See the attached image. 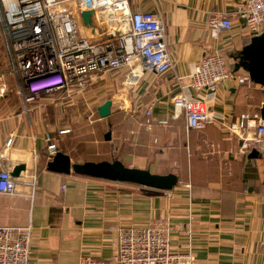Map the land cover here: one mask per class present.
<instances>
[{"label":"crops","instance_id":"crops-1","mask_svg":"<svg viewBox=\"0 0 264 264\" xmlns=\"http://www.w3.org/2000/svg\"><path fill=\"white\" fill-rule=\"evenodd\" d=\"M129 2L133 12L161 16L173 68L164 75L143 73L135 77L126 73L122 85L130 86L128 96L123 107L115 109L112 101L111 122L107 121L112 140L104 138L103 150L116 153L115 159L132 168L158 175L176 174L178 185L164 192L49 172L46 166L53 157L47 149L48 136L58 152L69 155L73 163L110 159H75L67 143L75 139L71 134L77 123L85 121L84 114H68L62 103L50 111L49 103L39 106V99L34 104L33 100L25 103L17 79L10 73L0 32V166L12 171L26 165L18 194H0V226H32L29 264H80L87 257L108 261L117 250L115 232L119 227L146 226L155 218L170 221L172 250L189 254L195 264H264V146L244 152L243 140L215 121L202 131L190 130L184 115H176L171 102L181 92L178 78L189 84L188 76L205 56L221 51L229 68L235 70L238 60L234 57L256 37L236 16L242 0ZM73 13L82 22L85 37L93 42L105 38L106 29L95 19L88 28L83 12L73 8ZM214 14L233 22L232 31L217 39L211 38L208 30ZM109 73L114 72L104 73L100 79ZM235 73L237 77L249 76L243 69ZM189 93L196 96L192 89ZM206 104L210 113L225 116L226 125L243 114H249L256 125L261 121L264 87L252 81L239 85L230 80L207 98ZM147 110L151 111L149 116ZM100 119L97 121H104ZM103 125L101 122L102 129ZM62 130L70 132L61 135ZM91 133L94 131L84 135L89 139ZM9 140L13 141L10 146ZM253 150L258 154L250 158ZM30 183L35 186L30 187Z\"/></svg>","mask_w":264,"mask_h":264},{"label":"built area","instance_id":"built-area-1","mask_svg":"<svg viewBox=\"0 0 264 264\" xmlns=\"http://www.w3.org/2000/svg\"><path fill=\"white\" fill-rule=\"evenodd\" d=\"M81 13L93 11L106 29L104 39L93 42L82 33ZM236 16L245 23L250 35L264 32V0H242ZM233 22L214 14L208 22L210 37L231 32ZM0 32L9 56L10 73L17 79L25 103L67 91L71 86L86 88L95 74L130 70L137 77L148 73L164 75L173 68L166 44V26L161 16L132 11L129 0H0ZM189 84L178 78L181 92L172 97L176 115L183 114L190 130L202 131L212 121L243 140V151L264 146V123L253 125L249 114L226 125L225 116L209 112L207 98L215 95L227 81L250 83L249 76L237 77L221 51L205 56L188 76ZM189 89L196 92L193 97ZM151 114L150 110L146 112ZM147 125L150 120L147 119ZM62 130L61 135L69 133ZM48 152L58 151L50 136ZM8 141V146L12 144ZM19 179L0 166V194H18ZM30 187L35 185L30 183ZM65 186L63 189L65 190ZM172 225L167 218H155L146 226L119 227L117 250L108 261L87 257L80 264H195L189 254L174 253ZM33 229L0 226V264H29Z\"/></svg>","mask_w":264,"mask_h":264},{"label":"water","instance_id":"water-1","mask_svg":"<svg viewBox=\"0 0 264 264\" xmlns=\"http://www.w3.org/2000/svg\"><path fill=\"white\" fill-rule=\"evenodd\" d=\"M94 12L85 11L82 13V20L86 27L90 28L93 23ZM235 72L243 69L246 71L252 82L264 87V32L252 38L251 43L244 47L237 57ZM112 101H106L98 108V115L102 120L108 119L112 114ZM261 121L264 123V104L260 110ZM105 140H112V131L105 134ZM257 151L253 150L250 158L257 156ZM46 169L49 172L70 175L74 173L79 176L103 180L119 184H131L157 191L170 192L179 183V177L170 173L167 175L154 174L149 170L132 168L125 165L121 160L113 161H88L85 163H73L70 156L57 152L52 160L47 163ZM26 165H18L11 171L14 179H19L22 172H25Z\"/></svg>","mask_w":264,"mask_h":264},{"label":"rangeland","instance_id":"rangeland-1","mask_svg":"<svg viewBox=\"0 0 264 264\" xmlns=\"http://www.w3.org/2000/svg\"><path fill=\"white\" fill-rule=\"evenodd\" d=\"M85 32L86 31L83 28L82 33L85 34ZM122 70L124 72L121 71L118 74L115 72L109 73L104 80L100 79V77H102L100 76L101 74H95L93 78L96 79L97 77V79L93 81L89 79V81H87L86 88L83 90L79 85H74L71 86L67 91L60 93V95L56 97L50 96V98H47L46 100L43 98L39 99L40 107H43L45 104L49 103V106H47V111H50L51 108L54 109V106L56 104L62 103L63 109H65L68 114L72 115V113H74L73 115L76 116H78L79 114H84L85 121L77 123L75 125L76 129L73 128V130H75L71 135L75 136V139L68 140L67 143L69 144V147L72 148V153L76 160L84 162L88 159L99 160L109 158L110 161H113L118 157L116 153H110L111 150H108L107 152H104L106 150H103L105 146L103 143L105 142L103 134L105 132H109L107 123L111 122V118L109 117L108 119L101 121L104 124V129L101 128V122L97 120H99L98 108L102 106L106 101H114L115 109L119 106H124L122 105V103H124L125 99H127V89L129 90L130 86L124 84L122 85V83L125 82V77L127 75L126 73H128L129 75L132 74L130 70L126 68ZM32 103L34 104L35 101L33 100ZM59 111H62V109H60ZM87 117H89V119H87ZM115 120L116 119L114 116L112 119L113 123H115ZM83 126L86 127L82 128ZM89 131H94V133H91L88 139L87 137L89 135L84 134H87V132ZM79 135H81V137H79ZM94 136L95 138H97L98 143L95 142L96 139H94ZM86 141L87 143H85ZM113 150L114 145L112 151Z\"/></svg>","mask_w":264,"mask_h":264},{"label":"trees","instance_id":"trees-1","mask_svg":"<svg viewBox=\"0 0 264 264\" xmlns=\"http://www.w3.org/2000/svg\"><path fill=\"white\" fill-rule=\"evenodd\" d=\"M57 147V146H56ZM57 151H58V148H57Z\"/></svg>","mask_w":264,"mask_h":264}]
</instances>
